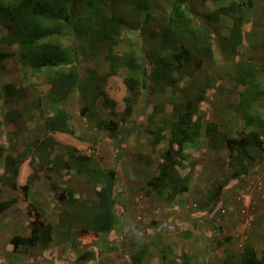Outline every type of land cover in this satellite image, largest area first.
I'll use <instances>...</instances> for the list:
<instances>
[{
  "label": "rangeland",
  "instance_id": "obj_1",
  "mask_svg": "<svg viewBox=\"0 0 264 264\" xmlns=\"http://www.w3.org/2000/svg\"><path fill=\"white\" fill-rule=\"evenodd\" d=\"M172 1L153 0L145 22L144 15L132 16L130 6L121 8L125 27L120 43L113 47L114 52L121 57L133 50L139 63L148 65L146 54L152 53L150 48L157 47L161 40L157 33L168 22ZM232 1L243 3L245 11L243 40L234 62L246 60L256 68L264 67V0H223L218 4L227 5ZM214 8L210 1L188 0L185 15L192 19L193 29H207L213 37L228 36L232 22L228 17L213 16ZM4 33L0 36V51L11 56L0 62V86L11 84L15 93L9 98L8 106L5 105L10 116L1 128L0 143L5 149L4 157L18 160L22 156L23 162L18 164L15 179L3 173L5 160L0 163V203L10 202L9 207L0 212V264H165L160 258L162 245L169 247L168 261L186 253L197 258L200 264H224L228 255L237 258L246 242L257 252L264 248V160L245 176L237 177L229 164L228 151L211 150L202 142L198 148L188 149L186 160L178 166L181 177L192 179L191 191L173 199L167 198V192L156 195L146 181L158 174L166 145L154 146V135L150 133L170 117L171 90L167 87L165 92L151 93L150 99L146 91H142L130 118L120 121L124 98L128 95L123 83L126 70L119 69L116 74L106 76L108 50L100 45L99 51L80 54L79 71L81 76L96 71L105 78L102 91L110 104L99 99L81 114L91 97L81 90L73 93L61 106L72 116L70 126L75 135L45 134L49 85L42 77L31 75L22 67L16 54L17 46L7 45ZM54 39H59L66 47L73 43L69 36ZM216 41L212 46V61L204 63L202 70L197 71L213 79L196 116L203 124L212 122L228 138H235L248 130L236 106L243 87L236 84L233 62L226 61ZM192 66L197 68L196 63ZM258 77L262 95L256 111L264 119V74ZM187 84L188 79L183 80L182 86ZM101 121L117 125L110 131L102 128ZM50 138L55 142L53 148L41 154L44 148L41 143ZM35 140L37 144L29 146ZM77 156L91 157L101 168L117 170L118 221L105 241L91 234L80 236L82 221L72 214L82 211L81 206L86 210L95 203L89 181L76 172L80 161L70 162V158ZM33 161L35 168H32ZM39 162L45 165L44 169L38 167ZM33 169L38 170L37 177L25 196L21 187L27 183ZM14 180L16 189L8 186ZM66 187L80 199L78 205L57 200L56 191ZM219 187V196L211 202L208 191ZM80 203L83 205L79 207ZM34 209L43 211L46 221L55 226L56 240L47 249L13 251L10 241L14 236L28 235L29 213ZM67 211L71 212V217L63 220ZM144 245H148V249L138 259V248ZM87 250L94 251L96 256L78 262L79 255ZM163 256L166 258L165 254Z\"/></svg>",
  "mask_w": 264,
  "mask_h": 264
},
{
  "label": "trees",
  "instance_id": "obj_2",
  "mask_svg": "<svg viewBox=\"0 0 264 264\" xmlns=\"http://www.w3.org/2000/svg\"><path fill=\"white\" fill-rule=\"evenodd\" d=\"M199 1L212 2L215 5L213 16H224L231 20L232 26L228 36L213 37L207 29L202 27L193 29L192 19L185 15L188 0H173L168 22L164 29H159L157 33L161 40L157 47L150 48L152 53L146 54L148 65H143L144 63L141 65L133 50L126 51L120 57L114 52L113 47L120 43L125 27L121 8L130 6L134 14L132 16L144 15L145 22L149 18L147 10L151 8L153 0H0V36L5 32L4 40L7 45L17 46L16 54L22 67L29 70L31 75L42 77L49 85L47 93L49 109L44 120L45 134L75 135L70 126L72 116L61 106L73 93L81 90L91 97L88 107L82 109L81 114L89 110V107H93L99 99H102L104 104H110L111 101L102 91V82L105 78L98 76L96 71H88L87 76H81L78 63L80 54L86 55L89 50L99 51L100 45H103L108 50L105 57L108 66L106 76L116 74L119 69L126 70L123 83L128 95L124 98L125 107L120 121L130 118L142 91H146L150 99L151 93L165 92L167 87L171 90L170 117L168 120H162L161 126L157 127L154 133H150L154 135L152 140L154 146L161 143L166 145L158 166V174L146 181L147 186L156 195L167 192V198L173 199L191 191L192 179L181 177L178 166L186 160V151L201 146L202 142L211 150L226 149L229 164L237 177L245 176L251 168L262 164L264 119L257 113L256 104L262 95L258 76L264 74V67L256 68L246 60L234 62L237 49L243 40L244 4L232 1L227 5H219L218 3L223 0ZM58 36L71 37L72 45L64 46L59 39H54ZM215 41L226 61L233 62L235 82L243 87L240 101L236 106L244 127L248 130L236 138H228L216 124L209 121L203 124L196 116L213 79L211 75L203 76L202 71H197L202 70L204 63L212 61L214 57L212 46ZM77 42L80 44L76 46ZM10 56L8 52L0 51V62ZM193 63H196L197 68L192 66ZM185 79H188V84L182 86ZM14 93L13 85L0 86V139L1 128L10 116V112L5 110V105L8 106L9 98L14 96ZM112 109L110 107L111 112ZM116 125L110 121H101L102 128L110 131H114ZM166 132L167 135L164 134ZM37 142L38 140H35L29 146H35ZM54 144L52 138L45 139L41 143L44 151L40 153H46ZM4 156L5 149L0 143V163L5 160L3 173L10 174L15 179L18 164L23 157L19 156L16 160ZM73 158H70V162L76 164L74 161H80L76 172L86 177L95 196V203L90 208L84 210L81 206L83 203H80L82 211L78 212L79 215L72 213L82 221L79 235L91 234L105 241L118 221L115 195L117 170L101 168L91 157ZM40 162L38 167L44 169L45 165ZM32 168H35L34 161ZM37 172V169H33L27 183L21 187L25 196L29 185L36 179ZM3 178L2 175L1 179ZM8 186L16 189L15 180ZM219 190L220 187L215 191H208L211 202L216 201ZM56 198L65 204L74 202V205H78L80 202L69 187L56 191ZM9 205L10 202L0 203V212ZM29 214L31 216L28 224L29 233L27 236H14L11 239L13 251L20 248L31 250L35 247L47 249L56 240L55 226L46 221L43 211L34 209L33 213ZM70 217L71 212H64L63 220ZM168 248L162 245L159 250L161 261L165 264L170 254ZM147 249L148 245L138 248L137 258ZM95 254L91 250L84 251L77 261L93 258ZM175 260H169L167 263L200 264L197 258L186 253H182ZM224 264H264V248L257 252L246 242L242 246L241 254L237 258L228 255Z\"/></svg>",
  "mask_w": 264,
  "mask_h": 264
},
{
  "label": "clouds",
  "instance_id": "obj_3",
  "mask_svg": "<svg viewBox=\"0 0 264 264\" xmlns=\"http://www.w3.org/2000/svg\"><path fill=\"white\" fill-rule=\"evenodd\" d=\"M227 136V135H226ZM236 138V137H235Z\"/></svg>",
  "mask_w": 264,
  "mask_h": 264
}]
</instances>
